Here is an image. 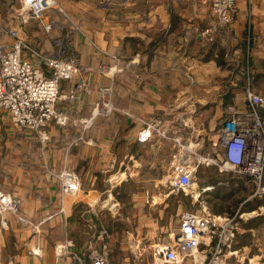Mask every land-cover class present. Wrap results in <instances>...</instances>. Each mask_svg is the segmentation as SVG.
Instances as JSON below:
<instances>
[{
    "label": "crops",
    "instance_id": "obj_1",
    "mask_svg": "<svg viewBox=\"0 0 264 264\" xmlns=\"http://www.w3.org/2000/svg\"><path fill=\"white\" fill-rule=\"evenodd\" d=\"M152 2L144 9L133 6L140 14L132 15L128 34L117 36L124 49H114L115 59L105 47L91 46L88 33L85 39L81 36L72 43L82 65L90 68L86 75L89 83L111 85L113 80L118 111L96 117L87 127L84 141L78 140L84 128L72 116H90L95 105L91 98L66 106L63 103L73 120L65 127L51 124L45 142L35 132L15 128L6 115L0 118V188L20 197L24 216L40 223L35 231L19 224L12 213L8 216L9 226L4 227L0 221V264H64L65 257L57 260L55 246L82 245L74 221L84 216L82 206L90 207L97 215L100 177L111 156L118 157V172L142 173L155 168L159 172L163 164L145 165L139 147L154 146L157 139L161 142L172 137L185 141L187 135L191 140L211 143L217 137L225 106L245 102L250 74L253 89L264 93V0H238L233 30L223 36L207 32L213 25L210 0ZM23 29L28 28L25 25L18 29L21 36ZM53 33L33 30L35 47L56 52ZM70 46L66 42L68 52L73 50ZM101 61L112 65L102 72L98 68ZM261 113L264 118V110ZM186 114H190L188 119ZM146 122L160 126L165 137L155 135L147 142L139 141L138 132ZM122 125L129 127L128 132L121 130ZM109 126H115L112 135L107 134ZM64 160L66 167L80 176L79 199L62 196L55 172L62 170ZM258 193L263 195L260 203L264 206V192ZM257 217L263 222L258 224L257 233L264 238V214ZM241 248L246 245H235L238 251ZM257 257V262L251 264H264V244H258Z\"/></svg>",
    "mask_w": 264,
    "mask_h": 264
},
{
    "label": "built area",
    "instance_id": "obj_2",
    "mask_svg": "<svg viewBox=\"0 0 264 264\" xmlns=\"http://www.w3.org/2000/svg\"><path fill=\"white\" fill-rule=\"evenodd\" d=\"M19 1L22 4V19L40 20L42 26L51 31L55 22L53 19H46L45 14L54 6L55 0ZM237 11L238 0H210L213 25L207 32L221 36L231 32ZM5 34H10L13 38L14 44L9 47H12L11 52L17 58L15 64L9 67L6 66L9 63V52L2 46ZM19 35L18 29H4L0 26V113L6 112L15 128L30 129L41 142L47 141L50 137L48 127L51 124L65 127L72 120L71 114L63 109L61 103L79 100L83 92H94L100 112L111 114L114 110L111 101L112 85H89L87 70L77 56L67 52L66 47L48 54L38 50L31 54L28 51L32 59L25 57L22 50L30 47ZM73 79L76 81L73 82ZM62 80L72 83L67 91H63L65 86L61 84ZM245 97L243 104L225 106L216 131L217 137L211 140L210 151L201 155L195 153L192 160L185 159L184 153L181 155L182 158L169 177L172 188L178 192L190 193L198 166L206 164L217 167L223 174L248 176L258 187L253 197L258 192H264V118L261 113L264 110V93L253 89L250 78ZM160 131L162 129L156 123L146 122L138 139L147 142L153 134ZM59 173L57 177L61 182L62 196L77 194L80 186L78 177L66 169ZM246 201L231 214L217 215L205 208L182 212L178 226L155 244L156 260L163 264H185L188 261L192 264H246L236 257L238 250L235 249L241 219L247 214L241 212ZM21 207L20 197L0 188V218L4 227L7 226L9 213L22 215L19 213ZM253 213L264 214V206ZM21 220L30 223L35 231L39 230L40 224L35 225L26 216ZM104 250L96 248L92 243L83 248L66 245L57 251L56 256L57 260L64 256V264H110ZM33 253L38 251L33 249Z\"/></svg>",
    "mask_w": 264,
    "mask_h": 264
},
{
    "label": "rangeland",
    "instance_id": "obj_3",
    "mask_svg": "<svg viewBox=\"0 0 264 264\" xmlns=\"http://www.w3.org/2000/svg\"><path fill=\"white\" fill-rule=\"evenodd\" d=\"M151 3L153 4L152 0H55L54 6L47 10L45 14V18L52 16L55 19V25L50 32H45L42 29V23H39L40 20L31 18L22 19L23 15L20 14V11H22V4L19 0H0V26L4 29L14 28L19 30L22 26H27V31L23 29V33L25 35L27 34V37L25 35L23 36V33V37L21 34L19 35L24 40L25 44L30 47L22 50V55L27 58L32 59L28 51H30L31 54L32 51L37 50L44 54L52 53L45 52L43 51L44 49L40 47H35L37 43H35L36 37H34L35 34H33L34 30L37 33L44 32L48 35L54 32L55 34L53 33L54 35L51 38L55 39L58 45L56 52L60 47H66V42L67 44H71L70 47L73 49V41L75 42L76 38H80L81 36L85 39L88 33L91 39V46L105 47L104 49L110 53L112 59H115L117 56L114 54V49H124V46L119 45L117 36L128 34L132 15L134 16L136 12L140 14L138 7L135 8L133 6H139L144 9V7L146 8ZM144 13L145 12H143V14ZM5 36L6 41L13 39L10 34H5ZM99 42L101 44H99ZM10 46L12 45L10 44ZM66 49L68 52L67 47ZM68 53H72L80 60L76 49ZM111 65H109L107 61H101L98 68L100 71L105 72ZM83 67L87 70V75L90 68L85 65H83ZM242 72L241 74L243 75ZM113 78L114 74L110 79ZM249 78L253 83L251 74ZM74 81H76V79H73V82ZM62 83L65 86L63 91H67L72 85L71 82L66 83L64 80H62L61 84ZM89 85L93 87L101 86H95L92 83H89ZM111 85H114L113 80ZM90 98L95 101L91 115L83 118L72 116L77 120L76 124L84 128L78 138L79 142L84 141L85 131L87 127L92 125L96 117L109 116L102 111L100 112V106H96L98 98L94 92L91 94L84 92L80 94L81 100H88ZM114 98L113 92L111 101L114 110L110 115L116 112ZM76 101L77 100L73 102ZM73 102L64 101L61 105L64 103L66 106ZM188 106L187 103L185 110L187 113L189 112ZM63 109L70 112L67 108ZM199 110L200 109L197 111ZM202 111L204 110H201L200 113ZM6 114V112L4 114L0 113V118L4 117ZM189 115L190 114H186L187 119ZM201 117L204 118V116ZM120 128L121 130L124 129L125 132L129 130V127L126 125H122ZM114 129L115 126L107 127V134L112 135L115 131ZM23 131L26 130L23 129ZM29 131L33 132L32 130ZM124 131L122 133H124ZM186 131L189 132V127L186 128ZM155 135L160 137L166 134H164V130H162L160 133L156 132ZM155 135L153 134L151 138L155 137ZM172 138L161 142L155 139L156 145H148L144 148L142 146L139 147V153H142L141 159L145 165L149 166V163L163 164L165 170L162 169L159 172H157V168H155L154 171L146 169L142 173L118 172L119 167L117 168V166H115L118 162V157H110L104 169L105 173L100 177V206L99 208L98 205L94 206V208L96 207L95 212L97 208L99 211L96 213L97 215H94L95 213L91 211L92 209L90 207H88V209L83 206L80 207V210L84 212V216L74 221V225L75 227L78 226L79 231L77 235L79 241H82V245L76 247L75 243L72 247L83 248L92 243L98 249H105L104 251H106L109 257L110 264H163L156 260L154 246L178 226L182 212L205 208L207 211L209 210L217 215H224L226 213L231 214L238 210L242 202L251 199V201L245 203L241 207V212H246L247 214L241 219L240 231L235 245L237 247H240L241 243L242 245H246V248H241V250L237 252V258L246 264H251V262L256 263L258 258V244L261 243V245H263L264 238H261L257 233V226L262 221L257 219L259 217H257V214L253 213V211L261 207L260 202L263 198L261 196L263 195L258 193L250 199L249 197L251 194L253 195L254 191H257V183H253L254 181L248 178V176H235L231 173L223 174L213 165L201 164L197 168L193 189L190 193L176 191L170 185L169 177L174 170V166L177 165L178 160L182 158L181 155L184 153L185 159L192 160L193 156L196 155L195 153L201 155V153L204 154L210 151V143H208L207 140L204 142L191 140L188 135L185 141L179 140L178 142L175 140L176 138H173V141ZM160 143H163L161 144V149L158 146ZM62 163V169L74 173L79 179V191L77 194L71 196L74 199H79V197L82 196L80 176L75 171L66 167L67 160H64ZM156 166L158 167L160 165ZM124 167H122V169L126 168ZM59 172H55L56 175L60 174ZM55 173L53 175H55ZM133 193H135V195H133ZM19 213L24 215L21 210ZM14 215L19 224L32 226L30 223H24L21 220L24 216ZM29 221L35 225L40 224L30 219ZM6 225L9 226L8 220L6 221ZM65 246L66 244L56 245V254L58 253L57 251L63 249ZM249 258L254 259L250 261Z\"/></svg>",
    "mask_w": 264,
    "mask_h": 264
},
{
    "label": "bare ground",
    "instance_id": "obj_4",
    "mask_svg": "<svg viewBox=\"0 0 264 264\" xmlns=\"http://www.w3.org/2000/svg\"><path fill=\"white\" fill-rule=\"evenodd\" d=\"M50 2H51V0H50ZM52 17V16H51ZM51 17H46V19H49V18H51ZM52 19L54 20V22H55V19L52 17ZM40 24H41V21L39 22ZM42 26V25H41ZM42 29L45 31V32H50L49 30H46V28L45 27H43L42 26ZM5 39V38H4ZM14 40L13 39H11L10 41H3V43H2V46L9 52L8 54V60H9V63H7L6 64V66L7 67H9L10 65H12V64H15V62H16V60H17V58H16V56H15V54H13L12 52H11V48L12 47H9L10 46V44L11 45H13L14 43ZM8 98L9 99H11V96H8ZM9 118V117H8ZM28 130H30V129H28ZM199 257V256H198Z\"/></svg>",
    "mask_w": 264,
    "mask_h": 264
}]
</instances>
